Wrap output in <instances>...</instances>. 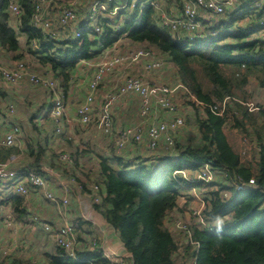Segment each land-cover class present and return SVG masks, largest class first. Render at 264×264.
<instances>
[{
	"label": "trees",
	"instance_id": "obj_1",
	"mask_svg": "<svg viewBox=\"0 0 264 264\" xmlns=\"http://www.w3.org/2000/svg\"><path fill=\"white\" fill-rule=\"evenodd\" d=\"M131 2L109 1L106 12L97 18L100 33H96L85 18L76 28L79 37L60 40L58 35L49 37L31 23L36 0H16L21 13L14 26L10 25L8 0H0V49L16 53L19 58V36L22 35L27 52L35 54L47 65V70L61 79L60 82H68L77 62L93 59L102 48L103 51L110 48L121 36L132 43L155 48L176 68L181 84L205 105L204 116L195 119L200 140L198 145L185 149L176 159H157L148 165L140 160L126 162L124 157L116 154L99 157V177L104 194L101 202L93 203L95 209L118 231L130 253L126 264H174L177 246L165 220L177 208L182 191L188 188L175 181L173 172L183 168L196 169L206 162L215 174H225V178L208 184H184L189 188L206 189L203 216L207 225L190 226L192 239L197 243L191 252L193 264H264V108L257 105L251 110L244 104L249 79L264 89V33L258 24L262 11L252 10L253 1L243 3L239 6L238 17L229 15L228 19L223 17L210 26V22L202 19L203 30L191 36L183 32L176 34L159 25L153 8L148 5L138 11L139 4L135 3L132 6L134 14L122 23L120 18L113 20L111 16H103L116 6L128 7ZM246 15H249L247 22L236 23V19ZM33 42L38 44L37 48L33 47ZM228 112L234 126L253 144V162L245 161L229 143L223 129ZM51 123L55 126L52 120ZM35 150V153L33 149L29 150L30 155L35 154L33 164L28 165L33 168L43 151L40 145ZM18 152L15 147L2 148L0 159ZM179 178L182 177L179 175ZM238 178L249 187L236 190L233 183ZM7 202L22 212L19 210L20 196L0 199L1 206H9ZM217 217L224 221L219 233L212 225ZM226 217L229 219L225 220ZM76 254L75 260L56 245L45 254V261L47 264L110 263L100 254L88 250L78 248ZM11 259L5 260L6 264L11 263ZM18 262L21 260L15 259L11 264Z\"/></svg>",
	"mask_w": 264,
	"mask_h": 264
},
{
	"label": "rangeland",
	"instance_id": "obj_2",
	"mask_svg": "<svg viewBox=\"0 0 264 264\" xmlns=\"http://www.w3.org/2000/svg\"><path fill=\"white\" fill-rule=\"evenodd\" d=\"M36 2H38V0H36ZM92 2H94V0H76V3L73 6L76 10L77 20L71 23L70 27L71 26L72 28L77 27L79 23H81L82 21L85 20V18L88 17V14L90 13V9L92 7ZM149 2L150 0H142L139 3H137L136 0H132L130 6L128 7L126 5L116 6V8L113 9V12H109L107 13V15H103V16L105 17L111 16L113 20L116 18L118 19L120 18L121 20L119 19V21L120 23H122L125 18H129L131 17L132 14H134V10L132 9V6H134L135 3L139 4L138 11H140L142 7L149 4ZM44 3L48 6L47 1H44ZM63 4L67 5V2L54 1L53 4L49 5L46 8L45 14H44L45 17L57 18L58 9ZM104 7L105 9L109 7V1H104ZM120 8H122V10L119 12ZM238 12H239V9L235 11L234 10L231 11V8H227L223 14L212 17V18H208L207 15L203 14L201 17V20L203 19L204 22L205 21L210 22L209 23V26H210V25L217 23L223 17L228 19L229 15L238 17L239 16ZM248 18H249V15L238 18L236 19V23L243 25L244 22H247ZM11 19L12 21H10V25L13 26L15 23H17V19L15 18V16L13 17L11 16ZM118 26L120 25L118 24ZM67 29L68 27L64 29L58 28L59 30L58 36L62 33H65ZM201 30L203 29H200V31ZM196 34L197 33H194L191 35H196ZM191 35H188V36H191ZM66 38H71L70 32L62 35V37H60L59 39H66ZM19 41L21 44V51L19 52L21 53V56L19 58H16V53H13L10 51H4L0 49V66L13 67L15 62L16 63L22 62L25 65L26 70L29 73L39 74V75H43L48 78L54 79L55 85L61 91V95L65 103V112H66L65 119L68 122L70 118L66 111L67 110L66 103L69 102V100L71 99L70 97L73 98L74 100L73 103H76V100H77L76 98H78V100L80 101H78V104L75 107V112H76L78 108L77 106L81 104V101L84 100L85 96L87 95L89 91L87 80L89 81L90 79L91 67H88V66H91V65H88L87 67H83V69L79 71L82 74V76H78L77 74V77H76L74 75L75 73L74 72L72 74V77L69 78L68 82H60L61 79L55 77L52 72L47 70L46 68L47 65L45 66L42 62H40L38 57L35 54L31 55L30 53L27 52V48L24 45V41H25L24 36L20 35ZM110 48L113 49L114 50L113 53H116V54H126V53H129L130 51H134L138 49L154 50L155 55H153V57L162 61L160 68L156 72H153V71L148 72V73L144 72L142 64L143 62L146 61V59L139 60V63L133 64V66H131L127 70L132 75L141 77L151 84L167 85L170 87H174L176 85L183 86L179 80L176 68L168 61H165L163 56L160 55V53L156 51L155 48L147 46L146 44L132 43L130 40H128L124 36H121ZM102 49L96 56L93 57V59L89 61L91 62L96 61L98 57L100 56V54L102 53L103 51ZM143 58H146V57H143ZM150 59L152 58L148 57L146 63H148ZM146 63H144V65ZM85 68H87V70H84ZM77 69H79V67ZM120 72H121V69L117 68L104 77L103 82L100 84L99 89L96 93V97L94 100L95 106L100 104V101L103 98V94H105L111 88L115 86H119L121 84V79L119 78ZM199 76L203 78L201 74H199ZM47 80L50 81V79H47ZM7 83L8 82H6L0 75V109L7 110L8 105L10 104L15 105L16 109L13 114L16 113L15 120L17 124L21 127L22 138L20 140L22 141L23 146H25L26 149H28L29 148L28 143L30 141L39 145V143L42 142L41 140L42 138H39L40 135H38L37 133L30 132V124L28 123V118L30 117V115L31 116L33 115L34 111L38 108L39 104H41L40 106L42 108H45V109L50 108L49 91L45 89L44 87H40L39 86L40 84L31 83L25 78L21 82L19 83L17 82L14 85L13 84L6 85ZM245 87H246L245 92L247 96H246V103L244 104L251 110H254L257 105H260L262 106V108H264V89L258 87L256 82L253 79H249ZM170 99H171L170 101L172 104L171 106L175 108V110L173 109V110H170V111L168 110V111L172 112V114L174 115H172L171 117L167 116L168 118H164L160 120L164 122V121L171 120L175 116H181L183 118V125L178 129V131L185 130L186 133L185 135L184 134L181 135V139L180 138L175 139L174 136L176 133L172 134L173 139H174L173 146L167 147L164 141H160L158 148L152 151L154 155H157L158 153L165 154V153H162L165 151H162V149L161 150L159 149L161 148V145L163 144L162 148H164L167 151L166 153L167 155H163V156H167L165 157L167 160L176 159L180 156V154L185 149L198 145V141L200 140V134L198 131V127L195 123V119L197 117L200 118L204 116L203 110L205 107L203 103L196 100L195 96L189 93L188 89L185 86L178 87ZM129 102H132V104L135 105L136 102H139V101L136 98L135 99L133 98V99H130ZM217 103H218L217 105H219V102ZM153 110L154 108L152 109V114L150 118H153L154 116L156 118L160 116L161 118L162 110H166V109H160L159 107H157L155 108L156 112H154ZM135 113H136V109L134 111V114ZM46 116L47 115L45 116L41 115V119H44ZM32 118H34V116ZM41 119L39 118V120ZM139 120L131 124H135L139 122ZM114 124L116 125L115 120H114ZM87 125L92 127L94 123H89ZM120 126H123V125H118V128ZM223 129L232 147L238 153L241 154L242 158L245 161L247 160V161L253 162L254 161L253 159L254 149L252 147L253 144H251L247 136H244L245 134L243 132H240L238 128L234 126V122H232L229 112L227 114V123L224 125ZM60 130H61L60 132H62L61 126H60ZM65 130L67 131V127H65ZM77 130L81 134V133H84L86 130H89V127L83 128L81 126H78ZM43 131L44 130H42L39 133L41 135H44L47 132V131L46 132H43ZM91 133L98 141L94 143L91 138L83 139L82 145L84 144V146L86 147L85 150H88L91 152L93 151L100 152L102 151L101 148L103 147H106L108 151L112 150V140L109 141L108 138L106 137H103V138L96 137V130L93 127L91 128ZM47 134L48 132L46 133V135ZM67 134L68 133H63V137H58L56 135L55 141L51 144V147L49 148V150H47V151H51L55 156L58 157V162L60 164V169L51 170V174L55 178L52 176L50 177L53 179L48 177L50 184L48 183L45 184V186L47 187V191L49 192H51L54 188L56 189V187L58 186V183L61 184V186L63 183L64 186L71 188L73 186V182L75 181L73 179L72 174L69 172L70 169H68L70 168L69 166L71 164V161L73 160L72 156L74 153L72 152L73 150L71 146L72 145L71 138L69 137V135L67 136ZM36 139L38 141H36ZM20 146H22L21 142H20ZM129 147L130 146L126 147L122 152H120L119 156L124 155V152H127L128 151L127 148ZM131 147H134V149L145 148L144 145H140L138 146V148L135 146H131ZM127 158H130V160L134 159L133 157H130V155ZM88 164H89L88 167L92 166V163H88ZM146 164L148 165L151 163L148 162ZM18 165L21 166V162ZM200 168L201 166H198L196 169L183 168V172L187 177L194 178ZM178 174L180 173H176L175 175H178ZM224 176L222 174L214 173L212 180L215 182H220V181H223V179L225 178ZM59 177L61 178L58 182L56 178H59ZM54 179L57 180V183L53 181ZM86 179H88L87 176L84 174H81L80 177L79 176L77 177V182L79 184H84V182H86L87 185L90 186L92 183H90V181H87ZM226 181L230 182V180H226ZM6 184H7L6 187H4L5 185L3 183H0V187L1 185L3 187L2 189H0V199L4 198L5 193L6 194L10 193L8 183ZM190 184H193V183H190ZM84 185L86 186V184ZM186 186L187 185H185V188H187ZM62 189L64 190L63 186H62ZM205 191L206 189L204 187L201 188V187H195V186L192 188L184 189L177 201L179 207H177L175 210L170 212L166 217L165 225L167 226L169 231L174 235L176 246H177L176 251L173 255L174 264H193L191 252L194 249H196V246L190 243V240L188 239V232H186L183 228L178 227L177 225L190 227L191 225L196 224V225H200L201 227H203L207 224L203 216V209L205 207V202H204V197H205L204 192ZM38 192L41 195V198L47 200L44 197L42 190H38ZM228 194L229 193L227 192V196ZM68 204L69 203H67V205ZM2 207L4 208L3 210H6V211L9 208V206L7 205H3ZM194 210H199L200 212L199 215L193 214ZM38 211L41 213V215L46 216V217H48L49 213H52L53 215V212L49 209L46 210V209H42L38 207ZM44 213H46V215ZM56 213L60 217V220L62 222L60 226L69 222L65 219L67 214L61 215L58 210H56ZM35 215L40 219V217L37 214ZM1 218L5 219L4 214L2 215L0 214V221H1ZM38 218L36 220L37 222H38ZM13 219H14L13 222L10 224H8L6 220L0 223V250L2 251V254L0 253V264H6L7 259H10V258H12L11 263L15 259L21 260V262H18L17 264H32V263L33 264H47V262L45 261V254L47 252H51V250L54 249V247L57 244L54 240V233L50 232L53 236L47 235L40 230H35L33 233H29L27 231V226L22 221L20 220L18 221L16 218H13ZM40 223L42 226L43 225L42 221H40ZM49 224L50 223H48L47 225ZM53 228H58V226L57 227L53 226ZM22 230H24L25 232L23 233ZM78 240L80 244V242H84V243L87 242L88 238H85L84 240H81L80 238H78ZM120 260L123 261V258L115 256V259L113 260V262L118 263ZM11 263H7V264H11Z\"/></svg>",
	"mask_w": 264,
	"mask_h": 264
},
{
	"label": "built area",
	"instance_id": "obj_3",
	"mask_svg": "<svg viewBox=\"0 0 264 264\" xmlns=\"http://www.w3.org/2000/svg\"><path fill=\"white\" fill-rule=\"evenodd\" d=\"M44 1L48 2V6L53 4L54 1L67 2V5L63 4L58 9L57 18H50L45 17L44 15L45 10L48 7ZM104 1L111 0H94L87 17V21L92 25V28L96 33L101 32V27L99 26L97 18L107 10L104 7ZM180 2L182 13L179 16L174 17L168 15L162 0H150L147 5L153 8L154 17L159 25L167 27L171 32L176 34L183 32L191 35L199 33L202 24L201 17L203 14L207 15L208 18H212L223 14L227 8H233L240 4V0H180ZM75 3L76 0H38L31 18V23L35 27L42 29L47 36L56 37L59 34L58 28H64L77 20L76 10L73 6ZM262 4L263 3L260 0H255L250 7L253 11H262L263 16L258 24L261 31L264 33V8ZM7 10L11 16H15V18L19 19L18 17L21 11L16 0H8ZM55 23L57 27L55 26ZM79 36L80 33L76 31L74 37ZM37 46L38 44L33 42V47L37 48ZM113 52V49L107 48L102 51L96 61H82L86 66L91 65L88 66L91 67V76L88 81L89 91L84 100L81 101V104L77 106V120L83 125L94 123L101 133L111 137L113 152L120 153L128 145L138 146L143 144L148 150L154 151L158 148L160 141H164L167 147L173 146L174 139L172 134L177 133L178 129L183 125V118L181 116H175L171 120L163 122L161 120L151 119L150 116L152 114V109L154 108L153 111L156 112L155 108L157 107L169 111L173 109L175 110V108L171 106L170 98L178 87L183 86L176 85L170 87L167 85L151 84L141 77L132 75L127 70L133 66V64L139 63V60L146 59L142 64L144 72H156L160 68L162 61L153 57L155 54L152 49H138L126 54H116ZM148 57H151L152 59L146 63ZM144 63L146 64L144 65ZM117 68L121 69L119 74L121 84L111 88L103 94V98L96 109L94 106V100L100 84L103 82V79L107 74ZM0 75L8 83H16L25 78L29 82L40 84V87L47 89L51 95L49 116L56 126L55 130L57 132L60 131L61 121L66 122L65 103L61 91L55 85L54 79L39 74L29 73L22 62H15L13 67L0 66ZM47 79H50V81ZM129 94H133L139 99L138 114L140 120L135 124H128L124 127L115 128L113 122L114 106ZM7 112L9 115L14 112L13 104L7 106ZM20 133V128L13 124L11 128L5 131L2 135L0 134V149L15 147L19 150L17 154L10 155L4 160L0 159V181L9 180L12 183L11 190L21 196H26L29 192V188L42 190L44 197L56 206V210H58L61 215L65 214V210L68 206L67 203H69V187L64 186L62 183V186L64 187V195L58 196L52 191H47L45 184H50L47 176L32 169H15L13 167V165L16 164L18 157H20L23 152V149L20 146ZM176 173L180 174L175 175ZM213 174L211 166L206 162L201 165V168L194 178L187 177L184 174L183 169L173 172L175 181L182 187H185V182H212ZM179 175L182 177L181 179L179 178ZM73 179L75 180V177H73ZM90 183L92 184L88 189L90 191L92 204L101 202L103 195L101 186L95 181ZM233 184L236 190H242L249 187V185L242 182L240 178L234 181ZM224 195L227 196V192H225ZM3 209L4 208L0 206V213L4 214L5 220L8 224L12 223L14 219L11 215V211H9L10 209L8 208L7 211ZM199 213V210L193 211V214L199 215ZM37 218L38 217L34 215L32 220L37 222ZM40 221L41 220L38 218V223H40ZM47 224L48 223H43V230L53 232L54 240L57 243L55 244L64 249L68 257L76 260L79 240L75 226L70 222L63 224L58 228H53L52 225L49 224V226ZM177 226L188 232L190 243L196 246L197 243L192 239L190 227ZM89 244L90 246H94L96 241L91 239ZM0 253L2 254L1 250ZM107 257L110 261V256L107 255ZM123 261L125 262L124 259ZM123 261L120 260L118 263L110 261L109 264H126V262L124 263Z\"/></svg>",
	"mask_w": 264,
	"mask_h": 264
},
{
	"label": "crops",
	"instance_id": "obj_4",
	"mask_svg": "<svg viewBox=\"0 0 264 264\" xmlns=\"http://www.w3.org/2000/svg\"><path fill=\"white\" fill-rule=\"evenodd\" d=\"M162 1L164 3L165 9L168 12L169 16H172V17L179 16L182 13V7H181L180 2L176 0H162ZM252 1H255V0H240V4L235 6L236 8L235 7L231 8V11L238 10L240 8L239 6L242 5L244 2L251 3ZM260 1L264 2V0H260ZM262 6H264V3L262 4ZM86 24L88 25V23ZM55 26L57 27V25ZM67 27L68 29L66 30V32L60 34L58 38L62 37V35L69 33V32L71 33V38H74V34H75L74 32L76 31L75 29L77 27L72 28V26L70 27V25H68L64 28H67ZM66 39H60V40H66ZM78 67L79 69H77ZM83 67H87V66L81 63V61L77 62V66L74 71L75 72L74 75L76 77H77V74L78 76H82V74L79 71L82 70ZM84 70H87V68H85ZM22 80L23 79L18 81V83L21 82ZM12 84L14 85L15 83H7L6 85H12ZM70 98L71 99L69 100V102L66 103L67 104L66 111L68 113L70 120L68 122L61 121L60 126L62 129V132H60L61 130L59 132L55 131L54 129L55 126L51 123V120H49L50 119V116L48 115L49 109L42 108L40 106L41 104L38 105V108L34 111L33 115L32 116L30 115V117L28 118V123L30 124V132L37 133L38 135H40L39 138H42L41 139L42 142H40L39 145L41 146L43 151L39 157V162L36 168H33L32 166H28L29 164H33L32 162L34 161V157H35V154L30 155L29 150L33 149L35 153L38 150V149L35 150V147L38 144H35L32 141H30L28 143L29 148L26 149V147L23 146L22 141H21V145H22L21 147L23 149V152L20 155V157H18V163L14 164L13 167L15 169H23V167L28 166L32 170L35 169V171L36 170L39 171L42 175H45L47 177H50V176L54 177L52 174H50L51 170L60 169V164L58 162V157L55 156L51 151H47V150H49V148L51 147V144L55 141L56 135L58 137H63V133H68L67 136L69 135V137L71 138V143H72L71 146L73 150L72 152L74 153V154L72 153L73 160L69 166L70 168L68 169H70L69 172L72 174L73 177H75L76 181L73 182V186L69 188V191H68L69 204L65 210V214H67L65 219L75 226L78 238H80L81 240L88 238L87 242L85 243L80 242L79 250L80 251L88 250L90 252H94L95 254H100V256H102L106 260H108V257H107L108 255L110 256V261H113L115 259V256L122 257L124 260L127 261L130 258V253L125 249L120 239L118 231L115 228H113L105 220V218L103 217V215L101 214L99 210L95 209L94 205L91 202L90 191L88 189L89 186L87 185V183L84 182V184H86L85 186L84 184H79L77 182V177L78 176L80 177L81 174H84L88 178L86 179L87 181H90V182L95 181L97 183L98 182L100 183L101 178L99 177V168H98L99 157L101 156L109 157L112 154L119 155L120 153H117V152L113 153V150L108 151L106 147L101 148L102 151L104 150L103 152L102 151L91 152V151L85 150L86 147L84 146V144L82 145L83 139L91 138L94 143L98 141L91 133L92 127L95 128L96 130V137H102V138L106 137L108 138L109 141L111 140V137L106 136L103 133H101L96 128L95 125H92L91 127L88 125H83L80 122H78L76 118L75 107L78 104V101L80 100L76 98L77 99L76 103H73L74 102L73 98L72 97ZM133 98L134 99L136 98L139 101V99L135 95L129 94L125 96V98H123L120 102L115 104L114 109H113V122L114 120L116 121V125L114 124L115 128H117L118 125H123L120 127H124L128 124L134 123L139 120V114H138L139 113V102H136L135 105H133L132 102H129V100ZM49 103L51 105V95H50ZM97 106H95L96 109H97ZM15 109L16 107L14 105V111ZM135 109H136V113L134 114ZM13 113L9 115L7 110L0 109V134L1 135L5 131H7L9 128H11L13 124L17 125L21 130V127L17 124L15 120L16 113L15 114ZM161 114H162L161 118L160 116L158 118L154 116L151 119L160 120V119L168 118L167 116L171 117L172 115H174L172 114V112H169L168 110H162ZM41 115H44V116L47 115V116L44 119H41ZM33 116L34 118H32ZM39 118L41 120H39ZM78 126H81L83 128L89 127V130H86L84 133L80 134L79 131L77 130ZM65 127H67V131L65 130ZM42 130H44L43 132L47 131L48 134L46 135L47 133L46 132L44 135H41L39 132H41ZM185 133H186L185 130L178 131L174 137L175 139H179V138L181 139V135L183 134L185 135ZM19 137L20 139L22 138V132L20 133ZM36 141L38 140L36 139ZM128 146H130L129 148H127L128 151L124 152V155H122V158L124 157L123 159H125L126 162L130 160V158H127L129 157V155L130 157L134 158L133 160H131V162L136 163L140 160V162L143 161L145 164L148 162L152 164L156 162L157 159L159 160V159L167 157V156H163V155H167L166 154L167 151L164 148H162L163 144L161 145V148L159 149L160 150L162 149V151H165V152H162L165 154L158 153L157 155H154L152 151L146 148L145 145H144L145 148H142V149L138 148V146L140 145L138 146L128 145ZM131 146H135L138 149H134V147H131ZM20 162H21V166L18 165ZM88 163H92V166L88 167L89 165ZM60 178L61 177L56 178L58 182ZM56 179H54L53 181L57 183ZM0 183H3L5 185L4 187H6L7 185L6 183H8L9 192H10L7 194L5 193L4 198H1V199L7 200L11 195H18L21 197L22 205L21 207H19V210H22V212L15 210V207L12 206V204L8 202L7 204H10L9 208L11 209L9 211H11L12 217L16 218L18 221L19 220L22 221L27 226V231L29 233H33L35 230H40L47 235H52L50 232L43 230L41 223L34 222L32 220L31 217L35 214H37L40 217L42 223L44 222L50 223L54 227H57V226L59 227L62 224L60 217L56 213V206L53 205L51 202L41 198V195L39 194V192L35 190L34 188H29L28 194L26 196H21L17 193H14L11 190L12 183L9 180L8 181L1 180ZM99 185L101 186L102 194H104V188L102 184L100 183ZM2 188L3 187L1 185L0 189ZM52 191H54L56 194L59 193L57 194L58 196L64 195V190L62 189V186L59 183L56 189L54 188ZM38 207L42 209H46V210L47 209L51 210L53 212V215L52 213H49L48 217L41 215V213L38 211ZM0 214L2 215L3 213H0ZM44 214L46 215V213ZM228 217H226L225 220L229 219ZM4 220L5 219L1 218L0 223ZM22 232L24 233L25 231L22 230ZM91 239H94L96 241V244L94 246H90L89 244Z\"/></svg>",
	"mask_w": 264,
	"mask_h": 264
},
{
	"label": "clouds",
	"instance_id": "obj_5",
	"mask_svg": "<svg viewBox=\"0 0 264 264\" xmlns=\"http://www.w3.org/2000/svg\"><path fill=\"white\" fill-rule=\"evenodd\" d=\"M214 227L216 229V231L219 233V232H222L223 230V227H224V221L223 219L217 217L215 222H214Z\"/></svg>",
	"mask_w": 264,
	"mask_h": 264
}]
</instances>
